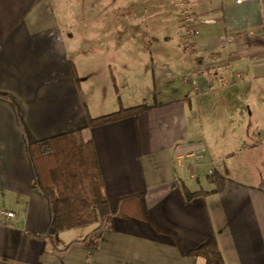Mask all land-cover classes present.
Listing matches in <instances>:
<instances>
[{
  "label": "crops",
  "instance_id": "1",
  "mask_svg": "<svg viewBox=\"0 0 264 264\" xmlns=\"http://www.w3.org/2000/svg\"><path fill=\"white\" fill-rule=\"evenodd\" d=\"M140 1L0 0V92L34 139H92L117 209L47 236V199L32 186L13 104L0 98V208L14 213L0 222V264H206L187 252L210 237L225 264H264V0H186L190 49L177 40L178 0ZM95 4V33L78 36L92 33ZM138 7L143 33L110 36ZM117 99L147 107L87 125L83 103L96 117Z\"/></svg>",
  "mask_w": 264,
  "mask_h": 264
},
{
  "label": "trees",
  "instance_id": "2",
  "mask_svg": "<svg viewBox=\"0 0 264 264\" xmlns=\"http://www.w3.org/2000/svg\"><path fill=\"white\" fill-rule=\"evenodd\" d=\"M70 67L72 77L79 87L76 71L72 64ZM111 78L117 92L113 75ZM0 98L13 104L32 172V186L39 189L47 199V236L72 227L111 220L117 209L110 205L103 193L93 140L79 142L74 131L36 140L23 121L15 99L5 92H0ZM146 107L144 103L126 108L119 105L116 111L91 117L83 103L89 127L129 116ZM207 180L218 184L215 188L218 190L223 177L213 171L207 176ZM192 195L194 194H188ZM140 218L149 221L143 202ZM187 253L203 257L206 264H225L214 237L206 239Z\"/></svg>",
  "mask_w": 264,
  "mask_h": 264
},
{
  "label": "rangeland",
  "instance_id": "3",
  "mask_svg": "<svg viewBox=\"0 0 264 264\" xmlns=\"http://www.w3.org/2000/svg\"><path fill=\"white\" fill-rule=\"evenodd\" d=\"M95 1L96 0H87V2H90V3H95ZM142 1L143 0H141L140 2H142ZM98 9H100V8L97 7V5L95 4L93 11L89 12L90 14H89L88 19L92 20V22L94 23V26H93L94 28L91 29L92 33L90 32V28L88 29L85 27H80L77 29V35L78 36L87 35V34L90 35V34L95 33V29H96L95 24L97 22H100V20H101V12ZM140 9L142 10V12L140 11ZM110 20H113L112 14H111ZM138 21H139V23L138 24L136 23V25L134 26V22H138ZM149 21H150V18H149ZM144 26H145L144 11H143L142 7L141 8L138 7L134 13L129 14L125 23H121L120 26H114V25L112 26L111 25L108 33L110 34V36H112L114 34H120L123 32L129 33V34L139 35V34L143 33V31L139 32V29L143 30L145 28ZM177 29H178V35H179V36H177V40L179 41L180 37H182L183 30H182L180 25H178ZM111 75H113V74L111 73ZM111 80H112V78H111ZM111 86H113L112 81H111ZM117 101H118V106L121 105L120 99L119 100L117 99Z\"/></svg>",
  "mask_w": 264,
  "mask_h": 264
},
{
  "label": "built area",
  "instance_id": "4",
  "mask_svg": "<svg viewBox=\"0 0 264 264\" xmlns=\"http://www.w3.org/2000/svg\"><path fill=\"white\" fill-rule=\"evenodd\" d=\"M254 0H232L234 4H241L245 2H250ZM178 6L180 10V21L179 24L183 30L182 33V44L187 48L190 49L196 41L197 37V28H196V16L194 12L191 11L186 4V0H178ZM195 158H201V154H196ZM13 212L5 209L0 208V222L5 223L6 220L4 218H12Z\"/></svg>",
  "mask_w": 264,
  "mask_h": 264
}]
</instances>
